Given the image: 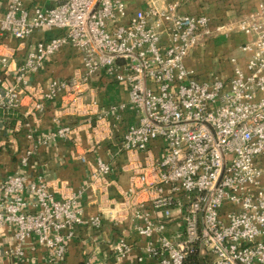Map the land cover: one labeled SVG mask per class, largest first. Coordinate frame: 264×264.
<instances>
[{
    "label": "built area",
    "instance_id": "2783aa9c",
    "mask_svg": "<svg viewBox=\"0 0 264 264\" xmlns=\"http://www.w3.org/2000/svg\"><path fill=\"white\" fill-rule=\"evenodd\" d=\"M24 1L0 0V110L17 111L27 96L29 114L41 113L61 95L64 110L87 114L83 96L103 75L126 87L127 100L109 106L99 120L129 110L135 122L110 161L91 167L88 187L106 190L114 183L108 176L116 155L126 154L128 186L116 212L85 219L84 187L56 198L45 182L22 172L0 181V233L12 232L11 254L21 258L31 241L46 249L44 264H58L75 227L99 230L109 215L147 240L142 250L152 264H185L198 254L205 264H264V4L212 27L206 16L179 14L181 0H143L133 13L129 0H41L31 9ZM51 32L58 34L48 37ZM232 33L249 39L241 47L244 67L232 58L229 79L199 81L185 58ZM35 35L43 37L30 41ZM66 46L80 57L79 71L51 79L45 89L31 86L29 78ZM25 126L31 146L19 157L21 169L38 147L73 133L58 126L38 138ZM155 142L161 143L157 157ZM112 251L114 264H122L132 247L120 239Z\"/></svg>",
    "mask_w": 264,
    "mask_h": 264
},
{
    "label": "crops",
    "instance_id": "0c3cea01",
    "mask_svg": "<svg viewBox=\"0 0 264 264\" xmlns=\"http://www.w3.org/2000/svg\"><path fill=\"white\" fill-rule=\"evenodd\" d=\"M260 3L264 4V0H181L178 13L206 16L210 25L214 27L235 22L239 17L255 11ZM40 5H43L41 0L24 1V6L28 9ZM128 5L130 13L144 6L143 0H129ZM56 34L58 32L46 35L49 37ZM42 37L43 35H35L30 41ZM248 40L239 33L211 39L193 49L185 58L184 64L201 82L209 81L215 76L229 79L231 77L229 59H236L238 64L244 67L246 54L242 52L241 47ZM80 65L78 54L66 46L46 62L37 74L31 76L29 83L31 86L38 85L45 89L51 79H66L77 73ZM88 89L83 96L82 105H87L90 111L84 115L64 110L61 95L53 101L46 102L41 113L29 114L30 103L27 96L23 97L22 105L17 111L0 110V181L22 172L34 181L45 182L48 190L56 198L68 196L84 187L80 208L85 219L100 211L116 212L124 200L123 193L127 189L129 175L125 170L126 154L116 155V166L108 176V180L115 184H110L106 190L88 187L89 178L91 167L98 159L108 162L110 156L116 154L123 131L127 125L135 122L129 110L122 112L119 119H115L113 113L103 120L98 118L109 106L127 100L125 86L101 75L90 81ZM91 102L95 105L91 106ZM25 125H28L38 138L58 126L70 127L73 133L66 141L56 140L38 147L29 166L21 169L19 157L31 146L26 139ZM100 129L107 130L109 137L104 138ZM160 147V142L152 144L153 157L159 155L157 149ZM82 157L84 162L81 161ZM143 158L144 154H141L140 159ZM175 224L169 225V230L175 231ZM120 239L132 247V253L122 264H152V260L147 258L142 250L147 240L139 237L129 222L115 225L109 215H103L99 230L86 225L75 227L72 238L67 242L65 256L58 264H114L112 247ZM13 247L12 232L9 230L1 232L0 264H44L46 260V249L35 247L31 241L26 242L24 254L19 259L11 254ZM138 257L142 258L141 262L137 260ZM192 264H205V261L198 254Z\"/></svg>",
    "mask_w": 264,
    "mask_h": 264
},
{
    "label": "trees",
    "instance_id": "16d2710c",
    "mask_svg": "<svg viewBox=\"0 0 264 264\" xmlns=\"http://www.w3.org/2000/svg\"><path fill=\"white\" fill-rule=\"evenodd\" d=\"M196 255H192L188 258L187 262L185 264H192L195 262Z\"/></svg>",
    "mask_w": 264,
    "mask_h": 264
}]
</instances>
